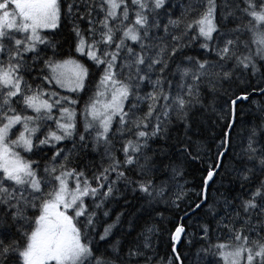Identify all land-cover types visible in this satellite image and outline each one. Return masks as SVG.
<instances>
[{
    "label": "snow or ice",
    "instance_id": "obj_1",
    "mask_svg": "<svg viewBox=\"0 0 264 264\" xmlns=\"http://www.w3.org/2000/svg\"><path fill=\"white\" fill-rule=\"evenodd\" d=\"M0 264H264V0H0Z\"/></svg>",
    "mask_w": 264,
    "mask_h": 264
},
{
    "label": "trees",
    "instance_id": "obj_2",
    "mask_svg": "<svg viewBox=\"0 0 264 264\" xmlns=\"http://www.w3.org/2000/svg\"><path fill=\"white\" fill-rule=\"evenodd\" d=\"M98 78V77H97ZM92 88H93V85L90 84L89 85V89H88V92L83 94V97L84 99H87V96L91 94V91H92ZM189 172H190V175H189V179H193V177L196 178V182L199 181V177H200V173L198 171H196L194 168H190L189 169ZM169 227H171V225H169ZM178 250L181 251V252H186L188 251L186 248H184L183 246H178ZM161 251L162 253L163 252H166L168 251V248H167V234L165 233V238L164 240L162 241V247H161Z\"/></svg>",
    "mask_w": 264,
    "mask_h": 264
}]
</instances>
